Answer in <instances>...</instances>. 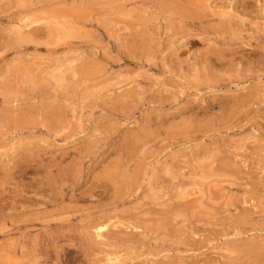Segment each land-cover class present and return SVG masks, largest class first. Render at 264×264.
Returning <instances> with one entry per match:
<instances>
[{"label":"rangeland","instance_id":"1","mask_svg":"<svg viewBox=\"0 0 264 264\" xmlns=\"http://www.w3.org/2000/svg\"><path fill=\"white\" fill-rule=\"evenodd\" d=\"M250 2H0V264H264V0ZM23 19L38 21L24 31L34 43L12 39ZM51 103L65 112L59 123ZM48 176L64 192L58 203L47 186L33 189ZM96 179L108 188L84 196ZM19 181L42 206L16 223L7 200ZM100 217L110 236L94 235Z\"/></svg>","mask_w":264,"mask_h":264},{"label":"bare ground","instance_id":"2","mask_svg":"<svg viewBox=\"0 0 264 264\" xmlns=\"http://www.w3.org/2000/svg\"><path fill=\"white\" fill-rule=\"evenodd\" d=\"M1 1H3V0H0V2ZM11 1V0H10ZM16 1V0H15ZM224 1V0H223ZM210 2V1H209ZM213 2V1H212ZM229 2V1H228ZM241 2V1H240ZM243 2V1H242ZM249 2H250V0H249ZM251 3V2H250ZM254 3V2H253ZM200 4H202V6H204L203 5V3H200ZM204 4H205V2H204ZM206 4H207V2H206ZM213 4V3H212ZM225 4V3H224ZM247 4V3H246ZM252 4V3H251ZM184 5H186V4H184ZM216 5V4H215ZM234 5V4H233ZM18 6V5H17ZM211 6V5H210ZM216 6H218V5H216ZM248 6V5H247ZM191 7V6H190ZM212 7H214V6H212ZM200 8V7H199ZM217 8V7H216ZM220 8V7H219ZM241 8H242V5H241ZM244 8H245V6H244ZM201 9V8H200ZM206 10H207V8H206ZM213 10V9H212ZM217 10V9H216ZM252 10V9H251ZM204 11V10H203ZM214 11V10H213ZM212 11V12H213ZM223 10H221V12H222ZM226 11V10H225ZM229 11H230V9H229ZM199 12V11H198ZM201 12V11H200ZM215 12V11H214ZM231 12V11H230ZM205 14V13H204ZM214 14V13H213ZM219 14V13H218ZM222 14V13H221ZM220 14V15H221ZM199 15V14H198ZM224 15H225V12H224ZM182 16V15H181ZM229 16V15H228ZM234 16V15H233ZM233 16H230V17H232V19H233ZM205 17H208V16H205ZM211 17V16H210ZM222 17H224L223 15H221V24H222V20L224 19V18H222ZM235 17V16H234ZM7 18H9V17H7ZM25 18V17H24ZM182 19H184V17H181ZM187 18V17H186ZM202 18V17H201ZM213 18V17H212ZM21 19V18H20ZM210 19V18H209ZM186 20V19H185ZM197 20V19H196ZM21 21V20H20ZM27 21V20H26ZM192 21V20H191ZM225 21V20H224ZM235 21V20H234ZM242 21V20H241ZM201 22V21H200ZM226 22V21H225ZM38 23V21H30L29 23H26L25 21H24V19H23V22H20V25H18V26H16V30L13 32V35L15 36V37H13V35L10 37V38H12L13 40H14V38H15V40H16V42H18L19 44H21V45H23V43H31V42H33V39H32V36L29 34V33H25L24 31L25 30H28V29H30V28H32V26H34L33 24H37ZM210 23V22H209ZM215 23V22H214ZM224 23V22H223ZM229 23H230V21H229ZM234 23V22H233ZM54 24V23H53ZM59 24V23H58ZM41 25V24H40ZM184 25V24H183ZM201 25H203V24H201ZM208 25V24H207ZM222 25H225V24H222ZM237 25V23L236 24H234V26H236ZM36 26V25H35ZM54 26V25H53ZM62 26V25H61ZM64 26V25H63ZM213 26V25H212ZM230 26V25H229ZM239 26V25H238ZM49 27V26H48ZM182 27H184L185 28V26H182ZM211 27V26H210ZM225 27V26H224ZM61 28V27H60ZM72 28V27H71ZM70 28V29H71ZM144 28V27H143ZM226 28V27H225ZM224 28V29H225ZM34 29V28H33ZM40 29V28H39ZM46 29V28H45ZM65 29V30H64ZM200 29H201V27H200ZM231 29V28H230ZM49 30H50V28H49ZM48 30V31H49ZM57 30H58V28H57ZM66 34L67 33H69V34H71L72 32H73V30L71 31V32H67V30L68 29H66V28H63L62 29ZM34 31L36 32V30L34 29ZM38 31H40V30H38ZM53 31H55V29L53 30ZM62 31V32H63ZM68 31H70V30H68ZM29 32V31H28ZM46 32H47V30H46ZM11 33H12V31H11ZM11 33H8L9 35H11ZM44 34V33H43ZM49 34H50V32H49ZM53 34V33H52ZM55 34V33H54ZM72 34H74V32L72 33ZM216 34V33H215ZM225 34V33H224ZM228 34V33H227ZM231 34V33H230ZM9 35H6V37H9ZM34 35V34H33ZM218 35V34H217ZM220 35V34H219ZM233 35H234V33H233ZM40 36V35H39ZM38 36V37H39ZM67 36H69L68 34H67ZM72 36V35H71ZM207 36L209 37V35L207 34ZM232 36V35H231ZM4 37V36H3ZM5 37V38H6ZM73 37V36H72ZM232 37H234V36H232ZM10 38H9V42L11 41L10 40ZM69 38H70V36H69ZM37 39H40V38H37ZM65 39H67L66 37L64 38V40ZM206 39H209V38H206ZM213 39V38H212ZM219 39V38H218ZM230 39V38H229ZM151 40V39H150ZM146 42H147V40H145ZM13 42V41H12ZM38 42V41H37ZM36 42V43H37ZM15 43V42H14ZM14 43H10V44H13L14 45ZM34 43V42H33ZM148 43V42H147ZM150 43V42H149ZM2 44V43H1ZM5 44H7V46H9L8 45V43L6 42V40H5ZM4 45V44H3ZM12 45V46H13ZM149 46H150V44H148ZM2 46V45H1ZM7 46H5V47H7ZM11 46V45H10ZM9 46V47H10ZM146 46H147V44H146ZM4 47V46H3ZM4 47V48H5ZM2 48V47H1ZM149 49H150V47H148ZM233 48V47H232ZM174 49V48H173ZM176 49V48H175ZM226 49V48H225ZM229 49V48H228ZM234 49V48H233ZM211 50V49H210ZM209 50V51H210ZM213 50V49H212ZM5 51H7V50H5ZM171 51V50H170ZM216 51V50H215ZM214 51V52H215ZM228 51H230V50H228ZM174 52H176V50L174 51ZM234 52V51H233ZM236 52V51H235ZM173 53V52H172ZM208 53V52H207ZM213 53V52H212ZM206 54V53H205ZM209 54H211V52L209 53ZM216 54V53H215ZM230 54V53H229ZM237 54H238V52H237ZM176 55V54H175ZM221 55V54H220ZM235 55V54H234ZM233 54H232V56H234ZM261 55V54H260ZM177 56V55H176ZM206 56H207V54H206ZM225 56V55H224ZM242 57H243V55H241ZM203 58H206V57H203ZM246 58V57H245ZM218 59V58H217ZM89 61V60H88ZM88 61H86V62H88ZM94 62V61H93ZM88 63H92V61L91 62H88ZM228 64H229V62H227ZM227 64V65H228ZM223 67V66H222ZM90 72V71H89ZM88 72V73H89ZM86 73V72H85ZM91 73V72H90ZM26 74V73H25ZM87 75V74H86ZM92 75V74H91ZM225 75V74H224ZM198 81V80H197ZM221 81V80H220ZM23 82V81H22ZM212 82V81H211ZM253 92V91H252ZM247 94V97H248V94H250V93H246ZM245 94V95H246ZM223 95V94H222ZM234 95V94H233ZM236 95V94H235ZM256 95V94H255ZM221 96V95H220ZM225 96V95H224ZM239 96V95H238ZM252 96V95H251ZM250 97V96H249ZM248 97V98H249ZM206 98H208V97H206ZM229 98V97H228ZM227 98V99H228ZM260 98V97H259ZM154 99H157V98H154ZM162 99V98H161ZM218 99V98H217ZM217 99H214V102H217ZM247 99V98H246ZM245 99V100H246ZM164 100V99H163ZM52 101H57V100H52ZM159 101V100H158ZM196 101H197V99H196ZM199 101V100H198ZM202 101V100H201ZM218 101H220V103L223 101V100H219L218 99ZM228 101H230L229 103H227ZM57 102H59V101H57ZM161 102V101H160ZM227 102H223V103H221V109H222V107L223 106H228L229 104H230V106L231 107H233V106H235L236 104H235V102L233 101L232 102V100H227ZM231 102L233 103V104H231ZM55 103V102H54ZM59 103H61L62 105H63V103L62 102H59ZM58 103V104H59ZM52 104V103H51ZM60 104V105H61ZM213 104V103H212ZM235 104V105H234ZM49 105V104H48ZM57 105V104H56ZM216 105H217V103H216ZM216 105H212L213 107L214 106H216ZM50 106V105H49ZM211 106V107H212ZM229 106V107H230ZM54 107H56V106H53V104H52V106H50V108H48V112H49V117L51 116L52 118H50V119H52V120H54L55 122H57V123H59V122H61V121H58V119L60 118V116H57L58 114L60 115V111H61V115L63 114V113H65V112H63L62 113V109L63 108H60V106L58 107L59 109H61V110H55L54 109ZM61 107H65L64 105L63 106H61ZM187 107V106H186ZM200 107H201V105H200ZM218 107V106H217ZM220 107H218V108H220ZM229 108V109H223V112H221V114L223 115V113L226 111V110H233V108H234V110L236 109V107H233V108ZM57 108V109H58ZM70 107L68 106V109H69ZM239 108V106L237 107V109ZM243 108H244V106H243ZM187 109V108H186ZM185 109V110H186ZM195 109V108H194ZM71 110V109H70ZM185 110H184V112H185ZM214 110V109H213ZM225 110V111H224ZM234 110L233 111H229V112H234ZM45 111V110H44ZM47 111H46V116H47ZM64 111V110H63ZM66 111H68V110H66ZM178 112V111H177ZM195 112V111H194ZM228 112V111H227ZM228 112V113H229ZM236 112V111H235ZM67 113V112H66ZM192 113V112H191ZM190 113V114H191ZM211 114H212V112H211ZM220 114V115H221ZM230 114V113H229ZM228 114V115H229ZM236 114V113H235ZM234 114V115H235ZM245 114V113H244ZM196 115V114H195ZM200 115V114H199ZM213 115V114H212ZM212 115H210V116H212ZM227 115V117H229ZM232 115V114H231ZM234 115H232V116H234ZM242 115V114H241ZM182 116V115H181ZM245 116H246V114H245ZM185 117V116H184ZM193 117H194V114H193ZM223 117H225V116H223ZM231 117V116H230ZM211 118V117H210ZM191 119H192V117H191ZM209 119V118H208ZM213 119V118H212ZM217 119V118H216ZM227 119H229V118H227ZM227 119H224V121L225 120H227ZM238 119V118H237ZM237 119H236V121H237ZM181 120V119H180ZM184 120V119H183ZM194 121H196L197 120V118H196V120H195V118L193 119ZM199 120V119H198ZM203 120V119H202ZM204 120H206V119H204ZM211 120V119H210ZM230 120V119H229ZM48 121H50V122H52L51 120H49V118H48ZM47 121V122H48ZM54 121L52 122V124H54ZM66 121V120H65ZM200 121V120H199ZM199 121H196V123H198ZM235 121V120H234ZM239 121V120H238ZM185 122V121H184ZM187 122V121H186ZM185 122V123H186ZM204 122V121H203ZM211 122H212V120H211ZM218 122V121H217ZM240 122V121H239ZM181 123H182V121H181ZM184 123V124H185ZM205 123V122H204ZM51 124V123H50ZM183 124V123H182ZM191 124V123H190ZM190 124H189V126H190ZM208 124V123H207ZM206 124V125H207ZM210 124V123H209ZM212 124V123H211ZM45 125V124H44ZM47 125H49V123L47 124ZM186 125H188L187 123H186ZM198 125H199V123H198ZM39 126V125H38ZM51 126V125H50ZM172 126H174V125H172ZM192 127H193V125H191ZM190 126V127H191ZM203 126V125H202ZM209 126H211V125H209ZM214 126V125H213ZM46 127H48V126H46ZM51 127H53V126H51ZM201 127V126H200ZM147 128V127H146ZM152 128V127H151ZM213 128V127H212ZM216 128V127H215ZM62 129V128H61ZM188 129V128H187ZM193 129V128H192ZM200 129V128H199ZM142 130V129H141ZM190 130V129H189ZM195 129H193V131H194ZM211 130V129H210ZM49 131V130H48ZM65 132H66V129L64 130ZM138 131H140V130H138ZM148 131V130H147ZM180 131V130H179ZM51 132H52V130H51ZM56 132V131H55ZM185 132V131H184ZM190 132V131H189ZM196 132V131H195ZM195 132H193V133H195ZM152 133V132H151ZM166 133V132H165ZM199 133V132H198ZM56 134V133H55ZM58 134V133H57ZM136 134V133H135ZM144 134V133H143ZM158 134V133H157ZM167 134V133H166ZM175 134H177V133H175ZM178 134H179V132H178ZM182 134V133H181ZM185 134H186V132H185ZM191 134H192V132H191ZM68 135V134H67ZM149 135H152V134H150L149 133ZM171 135V134H170ZM187 135V134H186ZM194 136H195V134H193ZM145 136V135H144ZM179 136V135H178ZM146 137V136H145ZM151 137V136H150ZM174 137H175V135H174ZM65 138V137H64ZM66 138H68V137H66ZM169 138V137H168ZM170 138H173V137H170ZM169 138V139H170ZM167 139V138H166ZM153 140V139H152ZM139 142H140V140H138ZM168 141V140H167ZM143 142V141H142ZM169 142V141H168ZM160 143V142H159ZM148 144V143H147ZM158 144V143H157ZM166 144V143H165ZM141 145V144H140ZM145 145V144H144ZM131 146V145H130ZM135 146V148H136V146H137V143L134 145ZM143 146V145H142ZM163 146V148L165 147L164 145H162ZM168 146V145H167ZM129 147V146H128ZM159 147V146H158ZM130 148H133V146L132 147H130ZM138 148V147H137ZM137 148H136V151L138 152V154H139V151L137 150ZM152 148V147H151ZM160 148V147H159ZM166 148V147H165ZM140 149H141V147H140ZM156 149V148H155ZM158 149V148H157ZM156 149V150H157ZM151 150V149H150ZM159 150H157V152H158ZM133 152V151H132ZM135 152V151H134ZM145 152V151H144ZM152 152V151H151ZM65 153V152H64ZM63 153V154H64ZM129 153H131V150H130V152ZM136 153V152H135ZM119 154H120V152H119ZM143 154V153H142ZM209 154V153H208ZM211 154V153H210ZM209 154V155H210ZM65 155V154H64ZM134 155V154H133ZM135 155H137V153L135 154ZM148 156H149V154H147ZM129 156V155H128ZM130 156H132V155H130ZM213 156V155H212ZM204 157H205V155H204ZM206 157H207V155H206ZM230 157V156H229ZM63 158V157H62ZM124 158H126V157H124ZM123 158V159H124ZM128 158H130V157H128ZM127 158V159H128ZM143 158V157H142ZM145 158V157H144ZM225 158H227L228 159V157L226 156ZM232 158V157H231ZM121 159V158H120ZM206 159V158H205ZM119 160V159H118ZM129 160H132V158L131 159H129ZM140 160V159H139ZM138 160V161H139ZM223 160V159H222ZM231 160V162L233 161L232 159H230ZM230 160H228V161H230ZM120 161V160H119ZM121 161H122V159H121ZM123 161H125V160H123ZM123 161H122V163H123ZM220 161H221V159H220ZM227 161V162H228ZM118 162V161H117ZM130 162V161H129ZM128 162V160H127V163H129ZM142 162V161H141ZM221 162H223V161H221ZM119 163H121V162H119ZM125 163V162H124ZM123 163V164H124ZM127 163H125V166L124 167H126L127 165ZM138 163V162H137ZM204 163V162H203ZM139 164H140V161H139ZM212 164V163H211ZM222 164V163H221ZM224 164H226V162L224 163ZM230 164V163H229ZM117 165H119V164H117ZM122 165V164H121ZM138 165V164H137ZM141 165H143V163H141ZM201 165H202V163H201ZM200 165V166H201ZM56 166V165H55ZM70 166V165H69ZM120 166V165H119ZM136 166V165H135ZM199 166V167H200ZM226 166V165H225ZM22 167V166H21ZM24 167V166H23ZM71 167V166H70ZM141 167V166H140ZM219 167V166H218ZM26 168H28V167H25V168H23V173H25L24 172V170L26 169ZM59 168V167H58ZM75 168V167H74ZM116 168H118V167H116ZM135 168V170H136V168H137V166L136 167H134ZM144 168H147L146 166L144 167ZM220 168V167H219ZM226 168V167H225ZM229 168H231V167H228L227 169H228V171H230L229 170ZM67 168H65L64 170H66ZM125 169V168H124ZM22 170V169H21ZM106 170V169H105ZM115 171H116V169H114ZM133 170V169H132ZM146 170V169H145ZM203 170H204V168H203ZM226 170V169H225ZM68 170H66V172H67ZM112 171V170H111ZM124 171V170H123ZM141 171H142V169H141ZM205 171V170H204ZM217 171V170H216ZM8 172H12V171H8ZM49 172H51V171H49ZM63 172H65V171H63ZM71 172V171H70ZM117 172H119V171H116L115 172V174H117ZM139 172H140V170H139ZM206 172V171H205ZM222 172V171H221ZM52 173V172H51ZM59 173V172H58ZM143 173V172H142ZM223 173H226V172H223ZM230 172H228V174H229ZM7 174V173H6ZM5 174V175H6ZM22 174V173H21ZM110 174V173H109ZM112 174H114V172L112 173ZM140 174H141V172H140ZM212 174V173H211ZM218 174V173H217ZM9 175V174H8ZM13 175V174H12ZM11 175V173H10V175H9V177L10 176H12ZM23 175V174H22ZM62 175V174H61ZM130 176H131V174H129ZM227 175V174H226ZM47 176V175H46ZM51 176V175H50ZM118 176H122L121 174L119 175H117V178H118ZM218 176V175H217ZM221 176H222V174H221ZM230 176H232V173H230ZM13 177V176H12ZM11 177V178H12ZM53 177V176H52ZM98 177V176H97ZM96 177V178H97ZM111 177L113 178L114 176H112L111 175ZM203 177V176H202ZM205 177V176H204ZM203 177V178H204ZM220 177V176H219ZM48 179L50 178L49 176L47 177ZM47 178H43V179H41L39 182H38V178L37 179H34V181H36V183L34 184V183H32V185H36V186H34V187H37L36 189L37 190H35V188H33L34 189V191H36V196H38V194L40 195V193H42L43 192V190H44V186H47V189H45L44 190V192L46 191V190H49L50 191V196H53V200H48L47 198H45V199H43L44 201L47 199L48 201H52L51 203H58V200H59V196L61 197L60 199H62V195H63V193H62V189H61V191L59 190V191H57V187H56V185H57V182H56V180H52L51 178V180L52 181H50V180H48ZM62 178V177H61ZM111 178V179H112ZM120 178H122V177H120ZM135 178V177H134ZM230 178V177H229ZM6 179V178H5ZM13 179V178H12ZM53 179H55V178H53ZM64 179V178H63ZM101 179V178H100ZM123 179V178H122ZM93 180V179H92ZM92 180H89V181H92ZM97 180V179H96ZM117 180H119V179H117ZM121 180V179H120ZM128 180V179H127ZM131 180H133V179H131ZM135 180V179H134ZM7 181V180H6ZM78 181V180H77ZM99 183H97V182H94L92 185H91V187H90V189L88 190V191H86L85 193H83V195L85 196L86 194H90V195H92L93 194V190H95L96 188H101V187H106V188H108V185L110 184H102V183H100V181L99 180H97ZM108 181V180H107ZM202 181V180H201ZM9 182V181H8ZM21 182H23V180L21 181ZM21 182L19 181V183L17 184V191L15 192V195L14 196H11L8 200H7V202L10 204V206H12L11 207V209L13 210V212H15L14 214L15 215H13V217H15V219L17 218L18 220H16V223H17V221H19V219H23L22 217H24V214H26V209L28 210V208H29V211H27V212H29V213H33V214H36V213H34V212H37L38 213V211L37 210H39V209H41V208H38V207H40V206H42L41 205V202L39 201V200H34V199H32L33 198V196L35 197V199L37 198L36 196H35V194H34V192H33V194H28L29 195V197L30 196H32V198H31V201H30V198L28 197V196H26V194H25V192H24V187L26 186V184H24V185H22L21 184ZM38 182V183H37ZM61 182V181H60ZM65 182V181H64ZM68 182V181H67ZM103 182V181H102ZM127 182V181H126ZM75 183V182H74ZM113 183V185H114V192H115V195H117L118 194V192H119V186H118V182H112ZM122 183V182H121ZM9 184V183H8ZM65 184H66V182H65ZM126 184V183H125ZM18 185H21V186H18ZM121 185V184H120ZM76 186V185H75ZM122 186H123V184H122ZM201 186V185H200ZM26 187H30V189H31V186L28 184V186H26ZM41 187L43 188V189H41ZM74 187V186H73ZM110 187H112L111 185H110ZM58 188H59V186H58ZM105 188V189H106ZM123 188H124V186H123ZM122 188V189H123ZM29 189V188H28ZM29 189V190H30ZM103 189V188H102ZM121 189V188H120ZM200 190V189H199ZM74 191V190H73ZM80 191V190H79ZM103 191H104V189H103ZM47 192V191H46ZM106 192V191H105ZM104 192V193H105ZM110 192V191H109ZM123 192V191H122ZM184 192V191H183ZM213 192H215V191H213ZM95 193V192H94ZM107 193V192H106ZM105 193V194H106ZM189 193V192H188ZM11 194V193H10ZM46 194V193H45ZM96 194V193H95ZM111 194V193H110ZM123 194H124V192H123ZM129 194V193H128ZM184 194V193H183ZM126 195V194H125ZM130 195V194H129ZM187 195V194H186ZM42 196V195H41ZM49 196V195H48ZM105 196H108V197H110L109 195H105ZM112 196V195H111ZM189 196V195H188ZM214 196V195H213ZM40 197V196H39ZM38 197V198H39ZM44 197V196H43ZM47 197V196H46ZM69 197H70V195H69ZM119 197V196H118ZM121 197V196H120ZM37 198V199H38ZM85 199H86V197H84ZM83 198V199H84ZM92 198V197H91ZM6 199V198H5ZM50 199H52V198H50ZM110 199V198H109ZM118 199V198H117ZM120 199H122V198H120ZM195 199V198H194ZM43 200H41V201H43ZM101 200V199H100ZM111 200V199H110ZM1 201V200H0ZM2 201H4V199L2 200ZM27 201H29V202H27ZM38 201V202H37ZM107 201V200H106ZM105 201V202H106ZM6 202V201H5ZM46 202V201H45ZM44 202V203H45ZM97 202V201H96ZM113 202V201H112ZM193 202H194V200H193ZM27 203H29V204H27ZM36 203V204H35ZM93 203V202H92ZM114 203V202H113ZM198 203V202H197ZM4 204V203H3ZM7 204V203H6ZM27 204V205H26ZM47 204H48V202H47ZM65 204V203H64ZM202 204V203H201ZM8 205V204H7ZM44 205H46V204H44ZM89 205V204H88ZM111 205V204H110ZM196 205H198V204H196ZM20 206V208L22 209V207H24V210L22 209L21 211H19V209H18V211H17V208ZM38 206V207H37ZM73 206V205H72ZM79 206V205H78ZM95 206H96V204H95ZM113 206V205H112ZM183 207H185L184 205H182ZM191 206H192V204H191ZM199 206V205H198ZM202 206H204V205H202ZM33 207H34V209H33ZM35 207H37L38 209H35ZM47 207V206H46ZM60 207H63V206H60ZM107 207V206H106ZM105 207V208H106ZM109 207V206H108ZM197 207V206H196ZM52 208V207H51ZM81 208H82V206H81ZM84 208V207H83ZM100 208V207H99ZM102 208H103V206H102ZM197 208H199V207H197ZM46 208H44L43 207V210H45ZM58 209V208H57ZM63 209V208H62ZM66 209H68V208H66ZM87 209V208H86ZM94 209V208H93ZM43 210H41V212H39L40 213V215H41V213L42 214H44L45 215V212L46 211H44L43 212ZM47 210V209H46ZM54 210H56V209H54ZM59 210V209H58ZM58 210H56V211H58ZM61 210V209H60ZM60 210H59V212H60ZM85 210V209H84ZM88 210V209H87ZM99 210V209H98ZM187 210V209H186ZM49 211V210H48ZM68 211V210H67ZM81 211V210H80ZM92 211V210H91ZM178 211V210H177ZM244 211H245V209H244ZM250 211V210H249ZM59 212H57V213H59ZM64 212V211H63ZM88 212V211H87ZM101 212V211H100ZM110 212V211H109ZM124 212V211H123ZM172 212V211H171ZM174 212V211H173ZM252 212V211H251ZM53 213V212H52ZM72 213V212H71ZM82 213H83V211H82ZM107 213V212H106ZM114 213V212H113ZM113 213H111V216L113 215ZM117 213V212H116ZM125 213V212H124ZM170 212H168L167 214H169ZM175 213V212H174ZM247 213V212H246ZM1 214V213H0ZM10 214V213H9ZM50 214V213H49ZM62 214V213H61ZM64 214V213H63ZM94 214V213H93ZM110 214V213H109ZM106 215V216H110V215ZM118 214V213H117ZM176 214V213H175ZM177 214H180V213H177ZM187 214H188V212H187ZM186 214V215H187ZM252 214V213H251ZM255 214H256V212H255ZM11 215V214H10ZM37 215V214H36ZM43 215V216H44ZM48 215V214H47ZM53 215V214H52ZM51 215V216H52ZM72 215V214H71ZM95 215V214H94ZM181 215V214H180ZM185 215V216H186ZM253 215V214H252ZM251 215V216H252ZM37 216H39V215H37ZM42 216V215H41ZM54 216H56V215H54ZM90 216V215H89ZM89 216H86V217H89ZM178 216V215H177ZM176 216V217H177ZM188 216V215H187ZM186 216V217H187ZM0 217H1V219H3L2 218V216L0 215ZM30 217H32V216H30L29 215V219H31ZM34 217V216H33ZM46 217V216H45ZM44 217V218H45ZM104 217V216H103ZM118 217V216H117ZM119 217H120V215H119ZM4 218L6 219V216H5V214H4ZM11 217H9V219H10ZM34 218H36V217H34ZM48 218V217H47ZM47 218H46V220H47ZM64 218V217H63ZM68 218H70V217H68ZM104 218H106V217H104ZM121 218H122V216H121ZM25 220H27L26 219V216H25V218H24ZM102 218L100 217V218H98L97 219V223L95 222L94 224H93V227L92 228H94L95 227V236L97 237V238H103V236H104V234L106 233V235L108 234H110L108 231H107V229L109 230V228H108V226L109 225H107L106 223H104V221H105V219H104V221H102L101 220ZM119 219V218H118ZM189 219H190V217H189ZM7 220H8V217H7ZM14 220V219H13ZM13 220H12V222L11 221H9V222H11V223H14L13 222ZM37 220V219H36ZM38 220H39V218H38ZM58 220V219H57ZM107 220V219H106ZM109 220V219H108ZM127 219H125V221H126ZM53 221V220H52ZM111 221V220H110ZM109 221V222H110ZM119 221V220H118ZM139 221H141L140 219L138 220V222ZM1 222V221H0ZM3 222V221H2ZM24 222V221H23ZM31 222V221H30ZM108 221H107V223H109ZM20 223H21V220H20ZM90 223H91V221H90ZM93 223V222H92ZM114 223H115V221H114ZM126 223V222H125ZM137 223V222H136ZM141 223V222H140ZM61 224V223H60ZM127 224V223H126ZM12 225V224H11ZM14 225H15V223H14ZM92 225V224H91ZM137 225V224H136ZM82 227H83V225H82ZM91 227V226H90ZM89 227V228H90ZM120 227V226H119ZM122 227V226H121ZM120 227V228H121ZM139 227H140V225H139ZM138 227V228H139ZM29 229V228H28ZM111 230H112V227L110 228ZM117 229H119L118 228V225H117ZM133 229V228H132ZM146 229V228H145ZM144 229V230H145ZM26 230V229H25ZM134 230V229H133ZM264 230V229H263ZM93 231V230H92ZM107 231V232H106ZM110 231V230H109ZM247 231V230H246ZM245 231V232H246ZM141 232V231H140ZM23 233V232H22ZM248 233V232H247ZM86 234V233H85ZM112 234V233H111ZM110 234V235H111ZM126 234V233H125ZM109 235V236H110ZM118 235V234H117ZM240 235V234H239ZM75 236H76V233H75ZM79 237H80V235H79ZM76 238V237H75ZM77 238H78V235H77ZM85 238L87 239V241H89L88 243H90V244H92L93 243V245H94V243L96 242H94V240L92 239V235H91V237H90V235H85ZM109 238V237H108ZM85 239V240H86ZM79 240V239H78ZM81 240H82V237H81ZM80 240V241H81ZM103 241V240H102ZM104 241H106V240H104ZM254 242H257V240H253ZM21 242H22V240H21ZM109 242V241H108ZM17 243V242H16ZM16 243H15V245H16ZM70 243V242H69ZM72 243V242H71ZM98 243H99V241H98ZM241 243V242H240ZM73 244V243H72ZM90 244H88V246H90ZM22 245V244H21ZM85 245V244H84ZM86 245H87V242H86ZM102 245V244H101ZM242 245V244H241ZM244 245V244H243ZM253 245V244H252ZM256 245V244H255ZM260 245V244H259ZM58 246H60V245H58ZM104 246V245H103ZM111 246V245H110ZM24 247V246H23ZM33 247V246H32ZM54 247V246H53ZM113 247V246H112ZM231 247H232V245H231ZM40 248V247H39ZM50 248V247H49ZM48 248V249H49ZM56 248V247H55ZM59 248V247H58ZM24 249H25V247H24ZM27 249V248H26ZM42 249H44V248H42ZM57 249V248H56ZM72 249V248H71ZM249 249V248H248ZM261 249V248H260ZM89 250H90V248H89ZM243 250V249H242ZM264 250V249H263ZM262 250V251H263ZM21 251V250H20ZM47 251V250H46ZM67 251V250H66ZM70 251V250H69ZM72 251V250H71ZM38 252H39V250H38ZM249 252V251H248ZM250 252H252V249H251V251ZM20 254H22L21 252H19ZM70 253V252H69ZM235 253V252H234ZM252 253H254V252H252ZM262 253V252H261ZM19 254V255H20ZM27 254V253H26ZM43 254V253H42ZM255 254V253H254ZM15 255V254H14ZM25 255V254H24ZM41 255V254H40ZM48 255V254H47ZM27 256V255H26ZM29 256H32V255H30L29 254ZM109 256V255H108ZM242 256V255H241ZM16 257H17V255H16ZM39 257V256H38ZM56 257V256H55ZM111 257V256H110ZM114 257V256H113ZM231 257V256H230ZM256 257V256H255ZM22 258L25 260V259H27L28 258V256H27V258H25L24 256H22ZM42 258V257H41ZM50 258V257H49ZM112 258V257H111ZM110 258V259H111ZM119 257H115V259H118ZM233 258V257H232ZM23 259H18L17 260V263L16 264H27L26 262H27V260H25V261H23ZM46 259V258H45ZM64 259V258H63ZM108 259V258H107ZM109 259V260H110ZM243 259V258H242ZM28 260H30V262L29 263H32V264H40V263H38V260H37V258H35V257H31L30 259L28 258ZM108 260V261H109ZM239 260V259H238ZM246 260V259H245ZM72 261V260H71ZM111 261V260H110ZM240 261V260H239ZM66 262V261H65ZM70 262V261H69ZM120 262V261H119ZM252 262V261H251ZM235 263H237V262H235ZM121 264V263H120ZM122 264H124V263H122ZM241 264H243L242 262H241ZM254 264V263H253Z\"/></svg>","mask_w":264,"mask_h":264}]
</instances>
